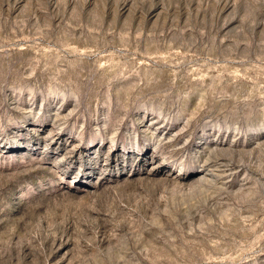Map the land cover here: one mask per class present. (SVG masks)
I'll list each match as a JSON object with an SVG mask.
<instances>
[{"label":"rangeland","instance_id":"obj_1","mask_svg":"<svg viewBox=\"0 0 264 264\" xmlns=\"http://www.w3.org/2000/svg\"><path fill=\"white\" fill-rule=\"evenodd\" d=\"M0 264H264V0H0Z\"/></svg>","mask_w":264,"mask_h":264}]
</instances>
